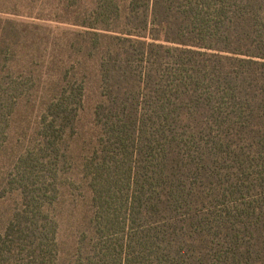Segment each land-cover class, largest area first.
<instances>
[{"label": "trees", "instance_id": "trees-1", "mask_svg": "<svg viewBox=\"0 0 264 264\" xmlns=\"http://www.w3.org/2000/svg\"><path fill=\"white\" fill-rule=\"evenodd\" d=\"M72 24L40 61L0 19V264H264V0Z\"/></svg>", "mask_w": 264, "mask_h": 264}, {"label": "rangeland", "instance_id": "rangeland-1", "mask_svg": "<svg viewBox=\"0 0 264 264\" xmlns=\"http://www.w3.org/2000/svg\"><path fill=\"white\" fill-rule=\"evenodd\" d=\"M90 5L91 0H0V19L36 26L35 30L28 27L18 49L22 54L30 53L41 61L57 53L53 50L57 51L62 45L65 34L78 30L72 24L75 16L78 11L82 16L88 14ZM37 116L38 111L23 108L16 120L14 133L32 126Z\"/></svg>", "mask_w": 264, "mask_h": 264}]
</instances>
